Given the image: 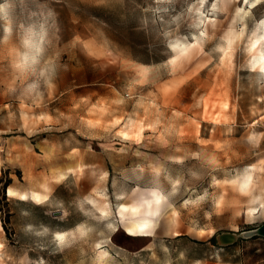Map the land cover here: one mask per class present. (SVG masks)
I'll return each instance as SVG.
<instances>
[{"label":"rangeland","instance_id":"rangeland-1","mask_svg":"<svg viewBox=\"0 0 264 264\" xmlns=\"http://www.w3.org/2000/svg\"><path fill=\"white\" fill-rule=\"evenodd\" d=\"M259 42L264 0H0V264H264L217 240L264 222Z\"/></svg>","mask_w":264,"mask_h":264},{"label":"bare ground","instance_id":"bare-ground-1","mask_svg":"<svg viewBox=\"0 0 264 264\" xmlns=\"http://www.w3.org/2000/svg\"><path fill=\"white\" fill-rule=\"evenodd\" d=\"M260 42H263V40H261ZM260 42L256 45H253L255 51L253 64L258 68L264 69V47H261ZM190 46L191 44H188L185 48H175V53L180 54L183 51L189 49ZM125 133L127 134L128 132ZM250 183L251 176H246L240 181V185L242 188H246ZM7 193L9 195H15L16 193H19L20 196L24 198L27 197V193L25 191H18L11 186L8 187ZM32 196L35 199L43 200L46 198V193L39 190H34L32 192ZM94 203L102 213H104L105 215L109 214L110 210L107 202L94 199ZM163 203V194L159 190L155 189L153 190V196L145 197L144 201L121 202L117 213L120 216V220L124 224V227L126 228L128 234L148 235L158 227L157 222L153 220V215L155 208ZM57 233L59 237L64 235V232H62L61 230H58ZM175 233H178V231H175Z\"/></svg>","mask_w":264,"mask_h":264},{"label":"water","instance_id":"water-1","mask_svg":"<svg viewBox=\"0 0 264 264\" xmlns=\"http://www.w3.org/2000/svg\"><path fill=\"white\" fill-rule=\"evenodd\" d=\"M254 235L264 236V222L254 228H248L240 231H224L217 235L218 243L221 245H227L234 243L237 239L242 237H252Z\"/></svg>","mask_w":264,"mask_h":264},{"label":"snow or ice","instance_id":"snow-or-ice-1","mask_svg":"<svg viewBox=\"0 0 264 264\" xmlns=\"http://www.w3.org/2000/svg\"><path fill=\"white\" fill-rule=\"evenodd\" d=\"M201 2H203V0H201ZM58 239L63 240L64 237L63 236H60V237H58Z\"/></svg>","mask_w":264,"mask_h":264},{"label":"trees","instance_id":"trees-1","mask_svg":"<svg viewBox=\"0 0 264 264\" xmlns=\"http://www.w3.org/2000/svg\"><path fill=\"white\" fill-rule=\"evenodd\" d=\"M212 240L214 241V242H216L217 240H216V238H215V236H213L212 237Z\"/></svg>","mask_w":264,"mask_h":264}]
</instances>
